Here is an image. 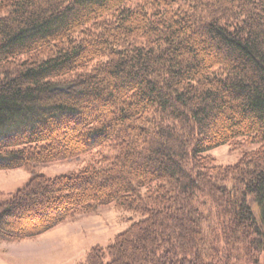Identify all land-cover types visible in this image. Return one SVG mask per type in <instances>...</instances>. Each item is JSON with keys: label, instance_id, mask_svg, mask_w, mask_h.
Segmentation results:
<instances>
[{"label": "trees", "instance_id": "1", "mask_svg": "<svg viewBox=\"0 0 264 264\" xmlns=\"http://www.w3.org/2000/svg\"><path fill=\"white\" fill-rule=\"evenodd\" d=\"M225 145L254 149L221 167ZM20 168L0 239L115 204L144 218L81 264H262L264 0H0V170Z\"/></svg>", "mask_w": 264, "mask_h": 264}, {"label": "rangeland", "instance_id": "2", "mask_svg": "<svg viewBox=\"0 0 264 264\" xmlns=\"http://www.w3.org/2000/svg\"><path fill=\"white\" fill-rule=\"evenodd\" d=\"M253 149L225 145L206 155L211 156L218 166L233 167L240 162L245 152ZM97 152L104 155L109 153L107 149L94 150L78 158L39 164L35 173L48 178L76 173L95 163L96 158L100 157ZM31 178L32 172L25 168L0 170V204L10 201L27 186ZM143 218L140 214L121 212L115 204H111L91 214H79L32 239H0V264H81L92 250L113 245L118 236Z\"/></svg>", "mask_w": 264, "mask_h": 264}]
</instances>
